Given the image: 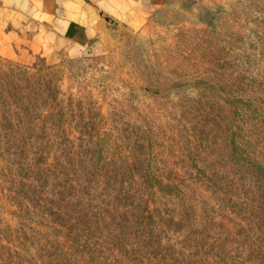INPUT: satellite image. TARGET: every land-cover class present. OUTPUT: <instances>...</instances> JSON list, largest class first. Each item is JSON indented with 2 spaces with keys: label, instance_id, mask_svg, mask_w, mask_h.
<instances>
[{
  "label": "rangeland",
  "instance_id": "1",
  "mask_svg": "<svg viewBox=\"0 0 264 264\" xmlns=\"http://www.w3.org/2000/svg\"><path fill=\"white\" fill-rule=\"evenodd\" d=\"M154 1L138 28L110 25L105 45L87 54L0 56V71L19 79L26 115L16 131L0 125L3 262L183 264L191 254L193 263L205 256L193 249L202 241L207 256H220L208 263L252 264L264 0ZM86 161L89 180L107 175L106 189L73 184ZM87 192L111 195L81 214L65 210L66 197ZM137 194L158 214L151 224L164 227L145 244Z\"/></svg>",
  "mask_w": 264,
  "mask_h": 264
},
{
  "label": "crops",
  "instance_id": "2",
  "mask_svg": "<svg viewBox=\"0 0 264 264\" xmlns=\"http://www.w3.org/2000/svg\"><path fill=\"white\" fill-rule=\"evenodd\" d=\"M154 0H0V56L77 57L105 45L109 26L134 30Z\"/></svg>",
  "mask_w": 264,
  "mask_h": 264
},
{
  "label": "trees",
  "instance_id": "3",
  "mask_svg": "<svg viewBox=\"0 0 264 264\" xmlns=\"http://www.w3.org/2000/svg\"><path fill=\"white\" fill-rule=\"evenodd\" d=\"M18 69V68H17ZM21 75L24 79H27L26 74H17ZM18 78L15 77V74L8 68L7 71H0V125L5 126V125H12L13 126L10 128L13 131H16L13 129V127H18V123H20L22 120H24V117L26 115L24 114V109H22L23 101L25 97L21 96L22 93L18 90ZM8 112H12L11 115L8 114ZM21 122V126H22ZM16 135H19V133H14ZM27 134H20L18 138L14 139H23L26 137ZM70 165H74L72 163H69ZM49 166V164H47ZM55 166V165H54ZM53 165L51 166L55 170L58 171L57 165L54 167ZM45 167V166H44ZM68 168L66 164H60L59 166V171H62L61 168ZM94 167L90 164L89 161H86L85 163H81L80 167V172H81V178L85 180H80L81 178L74 179L73 184L79 186V188L83 189L85 187L88 188L89 192L91 193L92 190H94L96 187H99L100 190L106 189L107 187L105 185H102L100 180L103 183L107 184V175L106 174H101L100 178H95L93 181L90 179L89 176L94 174ZM51 169V168H50ZM53 170V169H52ZM252 170L257 171L259 173V177L261 178V185H258L257 187L250 189L251 193L256 197V208L258 211L256 212L257 215L254 217V227H255V237L252 240V244L249 248L246 249L245 253L248 254V260H250V263L252 264H264V168L263 166L256 164L255 163L252 165ZM75 171V169H74ZM101 172V170H100ZM257 177V178H259ZM256 178V179H257ZM32 180V179H31ZM158 187H165L162 184L167 185L166 183H162L161 181L157 182ZM35 185V184H33ZM89 192H87V196L83 198V201L79 200L77 195H73L72 197H66V200L63 202L65 206V210H70L73 212V214L76 213H83L84 211H90V205L91 203L95 200V202L102 204L103 203V198L104 197H110V193L108 194H97V195H91ZM50 193H47V196H49ZM36 199L38 200H44L46 195H41L39 193L35 194ZM137 199L141 202V207L139 209V212L137 214V222L138 225L141 227V231L143 233V244L151 241L152 234L157 235L158 231L164 230V227L161 226L160 228L154 227L151 222L158 216V214H153L152 209L148 207L145 202H146V196L145 195H136ZM42 198V199H41ZM60 200V199H59ZM133 203V201H131ZM77 206V208H75ZM57 211H60L57 209ZM156 215V216H154ZM140 219V220H138ZM153 219V220H152ZM68 221H70V226L74 227L75 225L80 224L79 218L74 216L73 218H69ZM59 230L65 229L68 230L70 227L68 224L65 225L64 222H58L56 221ZM55 224V223H53ZM54 226V225H52ZM54 228V227H53ZM64 232V231H63ZM62 236V235H60ZM62 238V237H61ZM61 242L58 241V244ZM156 246L163 248V244L159 239L155 241ZM207 248V249H206ZM195 253H199L197 250L200 249L201 252L205 256H197L196 260L192 263V257L190 254L189 256H182L183 258V264H211L206 261V259H209L216 263L215 259H220L219 253L216 251H212L213 257L207 256V254L211 253L212 249H209L208 245L203 244L202 241L199 242L197 241V244L194 245L193 247ZM181 252L179 253V255ZM207 257V258H206ZM180 258V256L178 257ZM189 259V260H188ZM177 260V259H176ZM0 262H3L2 259H0ZM5 264H10L8 261L4 260ZM225 264H230V263H225Z\"/></svg>",
  "mask_w": 264,
  "mask_h": 264
}]
</instances>
